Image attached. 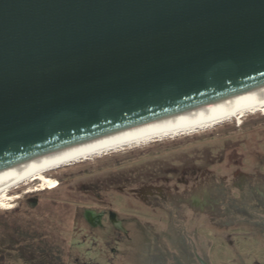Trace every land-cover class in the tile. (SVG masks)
<instances>
[{
    "label": "water",
    "instance_id": "95a60500",
    "mask_svg": "<svg viewBox=\"0 0 264 264\" xmlns=\"http://www.w3.org/2000/svg\"><path fill=\"white\" fill-rule=\"evenodd\" d=\"M264 82V0H0V172Z\"/></svg>",
    "mask_w": 264,
    "mask_h": 264
},
{
    "label": "rangeland",
    "instance_id": "374dc122",
    "mask_svg": "<svg viewBox=\"0 0 264 264\" xmlns=\"http://www.w3.org/2000/svg\"><path fill=\"white\" fill-rule=\"evenodd\" d=\"M196 162L208 163L209 170L223 180H230L238 172L264 176V112L247 115L239 121H227L214 129L127 147L61 167L48 173L56 182L51 189L33 191L39 187V181L13 188L11 193L16 197L12 207L0 208V264H30L23 252L18 251L21 245L11 233L13 226L30 230L32 234L43 231L49 241L62 245L67 264H106L105 251L112 234L104 230H96L94 234L87 231L92 226L83 218L82 209L99 207L100 198L106 197L117 211L146 215L147 219L140 222L148 220L147 227L166 229L171 220L164 211L152 210L137 198L120 193L118 187L127 190L152 183L155 175L164 169ZM228 188L230 196L237 197L232 207L238 209L229 211L225 205L222 214L210 211L213 217L206 225L205 217L202 220L196 216L186 220L177 218L174 223L178 230H174L186 235L188 241L195 229L198 233L194 237L198 234V239L206 231L210 264H264V236L261 235L264 203L257 200L243 203V191L234 185ZM112 244L120 248L122 242ZM198 244L200 241L197 247Z\"/></svg>",
    "mask_w": 264,
    "mask_h": 264
},
{
    "label": "flooded vegetation",
    "instance_id": "af4514ba",
    "mask_svg": "<svg viewBox=\"0 0 264 264\" xmlns=\"http://www.w3.org/2000/svg\"><path fill=\"white\" fill-rule=\"evenodd\" d=\"M208 165L196 162L181 167L172 166L158 172L154 177L155 182L127 190L123 186L118 187L120 193L137 198L152 210L164 211L171 220V225L166 229L147 227L148 220H145L147 224L140 222L147 219L146 215L121 213L112 207L106 197L100 198L99 207L85 206L82 209L83 218L92 226L87 231L94 234L96 230H104L112 234L113 238L107 241L106 264H210L205 257L206 231L200 235L201 240L198 234L194 237V233H198V229H195L192 234L194 238L190 237L191 241H188L186 235L175 232L174 228L177 227L174 221L177 218L186 220L196 216V219L202 220L205 217L206 225L213 217L211 212L223 213L222 206L227 205L229 211L238 209L232 207L237 197L230 196L231 189L228 187L231 185L243 191V203H254L255 200L264 203V176L259 177L256 173L247 176L246 172H238L230 180H223L213 170L210 171ZM166 173L173 175L167 176ZM112 242H122L121 247Z\"/></svg>",
    "mask_w": 264,
    "mask_h": 264
},
{
    "label": "bare ground",
    "instance_id": "6f19581e",
    "mask_svg": "<svg viewBox=\"0 0 264 264\" xmlns=\"http://www.w3.org/2000/svg\"><path fill=\"white\" fill-rule=\"evenodd\" d=\"M264 112V82L224 93L213 100L186 106L167 115L136 123L118 133L94 140L66 145L53 152L31 158L15 167L0 172V208L9 209L16 197L11 190L39 181L35 190L54 188L48 173L64 166L90 160L132 146H143L155 141L194 134L215 128L227 121H239L247 115ZM32 190V189H31ZM31 190H28L31 191Z\"/></svg>",
    "mask_w": 264,
    "mask_h": 264
},
{
    "label": "trees",
    "instance_id": "16d2710c",
    "mask_svg": "<svg viewBox=\"0 0 264 264\" xmlns=\"http://www.w3.org/2000/svg\"><path fill=\"white\" fill-rule=\"evenodd\" d=\"M11 233L21 245L18 251L23 252L30 264H67L62 245L49 241L43 231L32 234L30 230L13 226ZM31 253L34 255L30 256Z\"/></svg>",
    "mask_w": 264,
    "mask_h": 264
},
{
    "label": "crops",
    "instance_id": "0c3cea01",
    "mask_svg": "<svg viewBox=\"0 0 264 264\" xmlns=\"http://www.w3.org/2000/svg\"><path fill=\"white\" fill-rule=\"evenodd\" d=\"M261 235H263V236H264V232H262V234H261ZM208 247H209V246H207V247H206V250H205V255H206L205 257H206V258L209 256V254H208V251H207V248H208Z\"/></svg>",
    "mask_w": 264,
    "mask_h": 264
}]
</instances>
